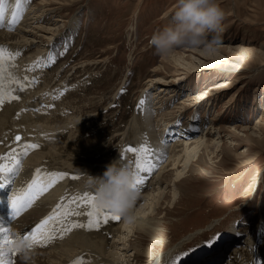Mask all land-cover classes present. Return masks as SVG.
Here are the masks:
<instances>
[{"label":"rangeland","instance_id":"obj_1","mask_svg":"<svg viewBox=\"0 0 264 264\" xmlns=\"http://www.w3.org/2000/svg\"><path fill=\"white\" fill-rule=\"evenodd\" d=\"M21 1H24L25 10L20 7L15 13V5L8 4L11 11L8 20L0 28L14 30L20 25L22 18L25 20L34 15L33 5L36 7V4L41 3V0ZM176 3L177 0H48V4L40 7L39 12L35 14V19L30 20L32 26L26 24V28L30 29L40 23L57 28L61 37L55 47V52L59 51L56 55V64L42 70L38 75L33 74L39 79L49 80L50 90L47 85L42 90L43 101L49 102L53 99V105L38 112L36 118L60 105L71 110L72 112L65 111L61 114L76 116L77 121L74 127H71L74 131L72 132L70 127H67L68 130L64 129V132H61L64 138L59 137L61 143L58 142L57 146L70 147L74 153L81 152L79 156H83L87 150L88 156L95 144L101 146L103 141H108L105 143L108 144L106 151L98 157L97 164L103 166L109 163L117 151L122 150L121 140L126 124L141 111L144 103L141 105L140 101L146 102L148 98L151 99L152 113L156 114L154 116V124L158 125L156 129H159L164 120H170L169 114H174L176 119L178 118L177 122H174L176 129L183 127L187 128L185 131H189V137L186 139L191 135L189 124L199 127L200 132L192 133V136L200 135L202 132L208 138L222 135L224 151L218 152V155H209L204 151L200 159L193 162L187 172V178L180 185L179 202L177 201L173 207L171 205L173 196L170 193L164 204V207L170 209L166 219L168 234L164 237L167 248L175 249L176 255L186 254L195 248L203 249L215 238H220L223 242L228 240V245L220 242L222 248L216 247L217 256L223 254L226 245L232 246L229 239L234 236H230L231 232L235 235L238 232H241L240 236L246 235L245 240L251 245L252 242L247 235L251 236L256 229H247V222L248 225H253L257 220L260 222L264 220V215H261V211L264 213V0H217L224 13L218 30L220 40L215 46L217 56L205 54L203 56L200 52L203 47H180L177 51L183 54L181 61L173 63L167 61L170 56L156 55L149 41L157 29H162L170 23ZM47 7H56V14L44 9ZM13 13L16 22H13ZM38 13H41L43 20L36 19ZM6 14L4 11V17ZM36 51L35 47H32L30 51L24 50L22 55L29 57ZM212 55L214 56V53ZM200 62L205 63L200 69L194 70ZM156 68L158 71H155ZM46 74H48L46 77L50 78H45ZM155 76H161L165 81L172 79L168 82L170 89L165 92L168 94L164 96L163 109L160 108V111L157 107L160 102L153 96V90L161 83H156L155 88L150 87L148 83L149 79ZM78 83L84 86H75ZM49 92L54 93L49 95ZM28 98L29 95L25 100L27 104L35 99L32 97L29 101ZM39 107L43 108L44 104H40ZM77 107L81 109L82 114L75 111ZM22 110L15 111L10 118L5 119L6 128L23 119ZM160 117L164 120L162 121ZM88 118L90 119L87 120ZM63 121L64 119L59 123H65ZM247 126L248 129L242 130ZM77 127L80 128L79 131L76 130ZM117 128L119 130L114 131ZM58 130L54 132V137L58 136ZM95 130H99V134L105 137L102 140L99 135L100 143H97L98 139L95 138L97 134ZM115 135L117 137L109 141ZM31 137L34 136L28 139H32ZM50 137L52 135L44 137L41 141L43 147L46 145L47 149L52 147V144L47 146ZM74 138L77 146L83 151L79 147L68 145ZM80 138L79 142L77 139ZM100 146L96 149L99 152L102 150ZM108 151L115 154L108 155ZM166 151L168 153L169 150ZM151 155L153 156L152 151ZM71 159L68 160L69 164L65 163L71 165V171H79L85 166L81 160L88 165L85 159H80L79 164L70 163L75 162ZM169 160V154L166 156L162 154L155 161V168L148 174L146 180L149 186L140 192L138 203L142 202L146 192L153 190L154 178L164 165L169 164ZM53 163L60 165L64 161L57 158L41 164ZM171 166L168 165L165 169L162 183L164 186L173 180ZM66 183L71 188L74 185V182ZM187 205H191V209H196L199 213L196 212L190 215L193 217L187 218L190 214L184 208ZM37 213L34 218L40 217L41 213ZM129 229L130 226L125 227L124 236L128 234ZM244 231L248 234H243ZM263 232L261 231L258 243L260 250L257 256L262 257L260 261H264ZM107 238L111 244L114 237L109 235ZM132 241L136 240L133 238ZM248 248L250 257L243 254L241 259L250 262V259L255 257V251ZM41 251L27 254L30 260L27 264L34 263V257ZM225 257H228V254ZM141 264H145V261H141ZM237 264H243V261Z\"/></svg>","mask_w":264,"mask_h":264},{"label":"bare ground","instance_id":"obj_2","mask_svg":"<svg viewBox=\"0 0 264 264\" xmlns=\"http://www.w3.org/2000/svg\"><path fill=\"white\" fill-rule=\"evenodd\" d=\"M23 2L21 1V8L25 10ZM6 3L5 11L7 12V14L3 18V24L8 20V15L11 11V7L9 8L8 4H16V2L12 0H6ZM45 4H48V0H41V3L36 4V7L35 5H33L34 7H32V14L34 15L29 16L28 18L25 17V20L22 18V22L14 30L0 28V46L6 48L8 53L14 57L13 59L6 62L5 67L7 71L3 74H0V84L4 86V91L8 92L10 96L16 97V99L6 98L4 103L0 104V156L6 155L13 150H15V153L19 155V153L23 151L24 145L35 144L39 147L29 150L27 156H20V159L22 160L24 165V171L20 176V180L25 181L32 174H34V171L37 169H39L40 172L45 171L50 173L54 172L65 174L64 178L61 179L60 182L52 188L51 192L42 195L40 199L31 207V209L28 210L22 217L17 219L12 224V226L15 231L22 232L32 224H34L37 220L43 218L45 215L52 214L53 211L57 208V205L63 206L59 210L60 212H63L65 208H67L70 212L69 215L61 217V220L57 224H54L52 226L53 230L51 232V235L53 238L50 241H47L46 244H44L49 246L50 248L54 246L56 247L51 249H49V247L47 248V246L44 248V245L41 248H39L40 246H38L37 248L35 247L36 251H42L37 253L34 259L32 258L35 261L31 264H73V262L77 260L81 261V264H141V261H145V264H207L208 261H212L217 254V252H215L217 251L216 247L218 249L222 248L220 242L216 245L220 238H215L203 249L195 248L189 250L190 252L188 251V253L186 254L179 253L178 255H176L177 252L174 251L175 249L167 248L164 237L168 234V230H166L168 227V221L166 219L168 218L167 215L169 214L170 209L164 207V204L167 202L168 196L171 193V195L173 196L171 205L175 207L177 201L180 198V185H182V182L187 178V172L191 169L193 162L198 161L204 151L209 155H218V152L224 151V143L221 140L222 135L215 138H208V136L204 134V132H202L200 135L193 134L194 136H192V133H194L192 132L190 138L186 139L187 137H189V131H185L187 130V128L183 127H179V129H176V124L174 122H177L178 118L176 119V116L174 114H169L170 120H164L163 117H160V119L164 121L163 124L159 125V129H156L158 126L154 124V116L156 114L154 115V113H152L153 108L151 105V99L148 98V100L144 102V105L139 114L130 118L128 124H126L127 127L124 132V137L121 140V145L123 146L122 150L117 151L116 154L108 151V155L115 154V156L109 161L108 164H104V166L97 164L99 162L98 157H100L104 153V151H106V147L108 144L105 143H107L108 141H103V148L102 145L100 146L99 144H95L93 150L90 151V155L88 156L86 154L89 153V151L86 150V152L84 150L85 152L83 153V156L85 158L83 156H79V154H82L81 152H72L73 150H70V147H62L60 145L57 146L59 137L64 138V135H62L61 132H64V129H66L67 127H74L77 119L75 118V115L72 116L70 114H61L65 113V111H71L64 108L63 105L54 107L53 111H49L47 114L36 118L38 112H42L46 110L48 106L53 105V99L49 100V102L43 101L41 95L44 92L42 90L45 85H47V87L49 86V80L39 79V77H35L33 74L35 73L38 75L42 70H47L48 68L56 64V55L59 53V51L57 50L58 53H56L55 47L57 43L60 42L58 40L61 38L59 36V30H56L57 28L44 26L41 23L39 25H37L36 23L37 26L34 25L35 27H33V29L26 28V24H28V26H32V21L30 20L35 19V14L39 12V10L41 9L40 7L43 8ZM29 6L32 5L29 4ZM44 9L56 14V7H47ZM14 11L16 13V7L14 8ZM36 19H42L41 13H38V15H36ZM30 33H33V35H30ZM32 47H35L37 51L34 52V54H31V56L29 57H24V55H22V52L24 50L30 51ZM200 52L203 53V56L204 54L208 55L204 52V50ZM250 52L253 51H249V53ZM182 55L183 54H181V52L176 50L170 56L171 59L168 58L167 61L179 63V61H181ZM215 55L217 56L215 52L214 56L211 54L212 57H215ZM62 61L65 62V60L63 59ZM204 63L205 62H200V64L195 66L194 70L200 69V66H202ZM155 71H158V68H156ZM65 74H67V72H65ZM47 75L48 74L45 75V78H50L49 76L46 77ZM56 75H58V73ZM171 80L165 81L163 77L155 76L153 78H150L148 81L150 87L154 86V88L156 83H161V86H156V89L153 88V96L158 99L157 102H160V104L157 106L159 111L160 108L163 109V99H165L164 96L168 94L165 92H168V89H170V85L168 82ZM75 86L84 85L78 83ZM53 93L49 92L48 94L52 95ZM27 94L29 95V101L32 99V97H35L36 101L34 99L33 101L29 102V104H27L25 101L28 97ZM173 94L174 92L172 93V96ZM40 104H44V107L40 108ZM21 109H23V119L21 121H16L14 126L6 128L5 126L7 125V121L5 119L10 118L15 111ZM75 111L79 113L81 112V109L77 107ZM157 111L158 110H156V113ZM63 119V122L65 123H59L62 122ZM89 119L90 118H88L87 120ZM171 123H174V125L172 126ZM10 124L11 122L8 123V125ZM25 127H28L29 129H26ZM209 127L211 128L212 125H210ZM118 128L114 131H118L119 129H121ZM56 129H59V133L57 137H54L53 135L54 132H56ZM68 129L69 128H67V130ZM246 129H248V126L243 127L242 130ZM76 130L79 131L80 128L77 127ZM31 131L33 133H31ZM73 131L74 129H72V132ZM17 132H20L22 134V137L19 141L14 140V134ZM72 132L70 131V133ZM95 133H97L95 137L96 139H98L97 143H100L99 130H95ZM49 135H52V137H50V141L47 142V146L52 144V147H49L47 149L46 145L45 147H43L41 141L44 140V137H47ZM30 136L34 137H31L32 139H28ZM100 136L102 140H104V135ZM168 136H170V139H167ZM116 137L117 135L109 139V141H112V139ZM77 140H79L80 142L81 138ZM75 141L76 140L74 138L68 145L79 147L77 146ZM141 144H147L150 148V151H152L153 156H150V161L154 165L155 161L158 160L160 155L162 154H164L165 156L169 154L170 160L169 164H167L166 166L164 165V167L162 166L163 168L154 178V181L152 182L154 186L153 190L144 194L141 203H138V201L136 202L134 222L128 223L123 219L119 222V220L121 219H109L107 222H101L98 227H93L92 229H88L86 227H72V225L75 224L86 225L88 223V217L86 213L90 211V207L87 204H82L79 200L76 203L71 202L73 197L82 196L85 192H87L82 188V173H86L92 176H102L104 171L106 170V167L116 160H121L133 165L135 155L133 153L126 152L125 149L139 147ZM98 146H100L102 149L100 152L96 150ZM79 149L83 151L82 148L79 147ZM166 149L169 150L168 153ZM57 158H61L64 163L60 165H54V163L41 164L47 161H54ZM70 159L71 161L75 160V162H70L75 164H79L80 159H85L88 162L89 166L87 165V163L81 160L80 162H83L85 166L79 171H71V165L65 164H69L68 160ZM168 165H172L171 170H173L174 177L171 182H167V184L164 186L162 185L163 176ZM148 174L149 173H143L142 176L144 177V183L138 187L139 192L149 186L146 181ZM73 177L79 178L74 179ZM66 182H74L73 187L71 188V186L67 185ZM190 206L191 205H187L184 207L187 213L190 212L187 218L193 217H190V215H194L196 212H198L196 211V209L192 210ZM37 212L41 213L40 217L34 218ZM261 215H264L262 211ZM263 224L264 220L261 222L260 220H257L253 225H248L247 222V229H256L254 233L251 234V236L247 235L249 237V241L252 242V244H248L249 246L247 245V247H250L251 251H255V257L253 259H250L251 261L248 262L246 260H243V258L241 259V256L244 253L241 254V256L240 253H238L237 260H239V263L241 262V260L243 261V264H258V261L263 262L262 260L260 261L262 257L260 255L257 256L260 250V248L258 247L260 237L258 238L257 235L258 232H260V234L261 231L263 232ZM127 226H130V229L128 230V234L124 236V230ZM65 228H71V230L63 231V229ZM229 234L230 236H235V234H232V232ZM109 235H112L114 237L111 241V244L109 243V239L107 238ZM133 238L136 240L135 242L132 241ZM244 241H242L243 244H245ZM230 244H232L231 247L237 248V246H240L241 242L239 241V239H237L231 241ZM107 246H109L110 248H107ZM210 252L212 253L209 255ZM28 260L29 258H27V255H22L17 261V264H27Z\"/></svg>","mask_w":264,"mask_h":264},{"label":"clouds","instance_id":"obj_3","mask_svg":"<svg viewBox=\"0 0 264 264\" xmlns=\"http://www.w3.org/2000/svg\"><path fill=\"white\" fill-rule=\"evenodd\" d=\"M223 16L217 0H177L170 23L153 33L150 45L161 57L171 56L180 47H203L211 55L220 40L218 30ZM135 179L133 166L116 160L106 167L102 176L82 173V188L95 196L99 207L132 223L140 197L138 189L133 188Z\"/></svg>","mask_w":264,"mask_h":264},{"label":"snow or ice","instance_id":"obj_4","mask_svg":"<svg viewBox=\"0 0 264 264\" xmlns=\"http://www.w3.org/2000/svg\"><path fill=\"white\" fill-rule=\"evenodd\" d=\"M6 0H0V27L3 26V17L5 11ZM16 9H20L21 0H16ZM13 22H16L15 13L12 14ZM14 57L8 53L7 49L0 46V74L7 71L5 64L7 61L13 59ZM16 99L14 96L4 91V86L0 84V104H3L5 99ZM143 100L140 101L142 105ZM17 141L20 137L15 138ZM35 144H26L23 146V151L17 155L15 150L7 153L6 155L0 156V189H4L6 186H11L16 175H18L22 162L20 156H27L29 150L38 148ZM126 152L133 153L135 155V160L133 170L136 175L135 183L133 188L138 189L140 185L144 183V177L141 173H151L155 168V165L150 161V148L147 144H141L139 147H132L125 149ZM64 173H51L47 176L42 177L40 170L37 169L33 179L26 185V187L17 190L11 199L8 201V207L10 208L8 219L0 217V264H12L10 259L11 255H14L17 251H22V249H11L9 245L12 243L13 234L11 233L10 227H6V224L15 219L21 214L23 210L30 207L32 203L44 192H46L50 187H52L57 180L64 178ZM78 179L79 177H73ZM80 201L82 204H87L90 207V211L86 213L88 217V223L85 224H75L72 227H86L92 229L93 227H98L101 222H107L109 219L118 220L119 215L113 214L104 208L99 207L95 203V196L85 192L82 196H76L72 198V203ZM63 207L62 205H57V208L42 220L36 227L31 231L29 235L14 237L16 241L24 245V248H31L36 245L50 241L53 237L51 235L52 225L58 223L61 217L70 214L69 210L65 208L63 212L59 210ZM78 214V213H72ZM71 228H65L63 231H70ZM73 264H81V261H74Z\"/></svg>","mask_w":264,"mask_h":264},{"label":"water","instance_id":"obj_5","mask_svg":"<svg viewBox=\"0 0 264 264\" xmlns=\"http://www.w3.org/2000/svg\"><path fill=\"white\" fill-rule=\"evenodd\" d=\"M17 136H19V135H17ZM17 136H16V137H17ZM19 137H20V136H19Z\"/></svg>","mask_w":264,"mask_h":264}]
</instances>
